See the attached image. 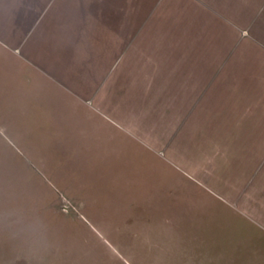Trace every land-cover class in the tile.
I'll return each instance as SVG.
<instances>
[{"label":"rangeland","instance_id":"374dc122","mask_svg":"<svg viewBox=\"0 0 264 264\" xmlns=\"http://www.w3.org/2000/svg\"><path fill=\"white\" fill-rule=\"evenodd\" d=\"M0 264H264V0H0Z\"/></svg>","mask_w":264,"mask_h":264}]
</instances>
